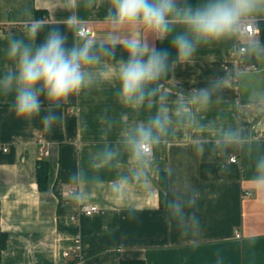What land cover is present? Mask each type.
<instances>
[{"label": "crops", "instance_id": "0c3cea01", "mask_svg": "<svg viewBox=\"0 0 264 264\" xmlns=\"http://www.w3.org/2000/svg\"><path fill=\"white\" fill-rule=\"evenodd\" d=\"M107 7L108 0H95L91 8L83 0H0V74L10 64L8 40L24 36L34 20L46 22L37 43L57 23L69 45L75 37L115 43L106 39ZM70 16L77 17L71 25ZM262 19L258 13L247 22L258 27ZM82 24L91 27L90 35L77 34ZM253 40L264 46L259 33L240 31L201 46L189 63L176 60L159 97L137 108L118 100V61L127 57L117 46L114 60L101 57L92 69L89 88L59 107L45 102L41 116L51 107L61 117L51 133L39 118L31 125L17 119L12 95L0 94V247L6 237L0 264H264V190L252 179L264 158V55L232 53ZM216 79L227 83L212 90L207 105L193 99ZM162 107L170 118L167 133L141 166L130 159L124 134ZM227 132H239L242 142L225 144ZM105 149L117 153L108 163ZM40 162L48 169L42 187ZM137 170L143 172L138 180ZM82 204L100 210L85 215ZM76 239L79 255L72 252Z\"/></svg>", "mask_w": 264, "mask_h": 264}, {"label": "clouds", "instance_id": "9594fccd", "mask_svg": "<svg viewBox=\"0 0 264 264\" xmlns=\"http://www.w3.org/2000/svg\"><path fill=\"white\" fill-rule=\"evenodd\" d=\"M94 3L95 0H83L87 8ZM258 13H264V0H198L195 5L190 0H108L105 21L110 31L106 39L115 38V43L75 37L71 45L68 32L60 23L47 26L43 41L37 43L46 22L34 20L26 26L24 36L8 40L5 57L10 64L0 74V94L12 95L10 110L17 119L31 125L39 118L44 131L51 133L61 117L51 107L41 116L45 102L59 107L70 96L89 88L94 83L92 69L101 64V57L114 60L115 48L119 46L127 59L118 61V100L126 107L137 108L156 95L157 89L149 85L168 73L173 52L177 61L189 63L198 48L238 34L247 20ZM76 19L68 17L69 24ZM246 31L252 32L250 25ZM165 40L170 42L168 47L157 46L158 41ZM245 51L264 55V46L253 40ZM226 83L216 79L211 88L198 89L193 99L207 105L212 90ZM169 123L170 118L162 107L147 123L140 122L124 134L130 159L141 166L147 164L154 146L167 133ZM242 140L239 132H227L223 142L237 144ZM116 155L105 149L103 163ZM142 175V170L134 173L137 180ZM76 179L78 175L70 177ZM252 179L264 190V158L257 162ZM172 208L182 211L179 204H173ZM193 223L198 224V220L193 219Z\"/></svg>", "mask_w": 264, "mask_h": 264}, {"label": "trees", "instance_id": "16d2710c", "mask_svg": "<svg viewBox=\"0 0 264 264\" xmlns=\"http://www.w3.org/2000/svg\"><path fill=\"white\" fill-rule=\"evenodd\" d=\"M181 2H183V0H181ZM190 3L195 5L196 0H190ZM37 16H39V13H37ZM258 28H259L260 41L264 44V19L258 21ZM169 43L170 42L168 40L160 41V42L158 41L157 46L158 47H168ZM175 61H176L175 53L173 52V56L170 60V67H169L168 73L166 75L162 76L161 79L158 80L156 83L149 85L150 88L157 89L156 95L151 97L150 100H155L159 97L160 86L170 79L171 74H172L173 63ZM47 174H48V169L46 168V162H40L39 168H38V180H39V184L41 187L44 185V182L46 181ZM160 182H161V185L163 186V189L166 190L168 187L166 174H164V173L161 174ZM164 190H161L162 206L166 205V202H167V196L164 193ZM5 245H6V237H5V234H2L1 247H0V262H1L2 249L5 247ZM121 264H146V262L143 259H133V260H122Z\"/></svg>", "mask_w": 264, "mask_h": 264}, {"label": "built area", "instance_id": "2783aa9c", "mask_svg": "<svg viewBox=\"0 0 264 264\" xmlns=\"http://www.w3.org/2000/svg\"><path fill=\"white\" fill-rule=\"evenodd\" d=\"M250 25L251 29H252V32L251 33H248L246 31V28ZM242 32L244 33H247L249 34L250 36H253L257 33H259V28L254 26L253 23L251 22H246L245 26L241 29ZM92 33V29L89 25H80L79 27H77V34L80 35V36H88ZM246 49V46L245 45H239L237 48H235L232 53L236 54L237 57L239 58H242L243 54L246 52L245 51ZM4 151H7L8 150V147H4L3 148ZM153 152V150H152ZM45 154V153H44ZM152 155V153H151ZM232 161H236L237 158L235 156H233L231 158ZM100 210V208L95 205V204H82L81 206V213L82 214H85V215H92V214H95L97 213L98 211ZM236 236L238 238L241 237V233L237 230L236 231ZM81 249V241L80 239H76V243H75V246L74 248L72 249V252L76 253V255H79V251ZM66 255H69L70 254V251H67L65 253Z\"/></svg>", "mask_w": 264, "mask_h": 264}]
</instances>
